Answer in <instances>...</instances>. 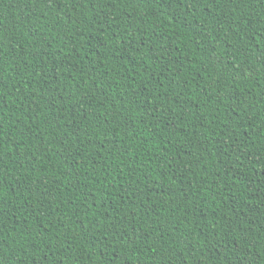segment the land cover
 I'll use <instances>...</instances> for the list:
<instances>
[{
    "label": "trees",
    "instance_id": "16d2710c",
    "mask_svg": "<svg viewBox=\"0 0 264 264\" xmlns=\"http://www.w3.org/2000/svg\"><path fill=\"white\" fill-rule=\"evenodd\" d=\"M0 264H264V0H0Z\"/></svg>",
    "mask_w": 264,
    "mask_h": 264
}]
</instances>
